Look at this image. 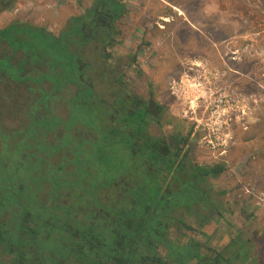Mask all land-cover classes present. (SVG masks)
<instances>
[{
  "label": "rangeland",
  "instance_id": "rangeland-1",
  "mask_svg": "<svg viewBox=\"0 0 264 264\" xmlns=\"http://www.w3.org/2000/svg\"><path fill=\"white\" fill-rule=\"evenodd\" d=\"M92 2L93 0L78 1L82 8H77L76 14H84ZM122 3L128 16L121 18L123 21L119 19L115 23L122 31L116 40H122V43H115L116 45L105 49L106 52L107 50L113 52L112 57L89 59L87 53L81 52L77 55H80L82 67L78 68L71 66L74 65V59L62 51L61 45L54 41H50L49 44L47 38L40 34L31 35V39H22L14 43L16 47L17 43L28 48L37 47L40 52L51 58L53 65L60 67L62 64L61 67H64V70L60 67L62 77L59 78L58 74L51 80L53 84L59 82L58 85L61 84L63 88L58 105H53L51 108L54 109L50 112V106L40 110L39 102L36 101L40 99L42 105L51 104L48 87L44 86L50 81V73H54L50 61L43 58L38 61L39 66H30L34 73H40L32 76L30 72L28 77L23 76V71H19L18 67H13L11 60L0 57V82L4 79L1 75L6 76L8 80L9 77L12 78V82L7 81L5 85H0V172L16 171L20 177L19 181L23 182L28 179L27 177H32L34 171L41 170V176L34 181L39 184L45 180L51 182V179L60 173L56 168L61 165L62 158L61 149L57 150L52 144L57 142V138H61L65 129L60 145L63 147L72 145L69 146L71 153L66 150L65 157L71 158L73 155L72 161L76 163L82 159L83 164H80L79 168H86L81 170L82 172L76 171V176L72 172L73 177L67 179V188L72 193L77 194L78 190L81 191L80 188L84 184L82 183L80 187V182H85L81 181V178L88 174L87 171L90 175H95L97 182H101L103 174L109 173L111 179L127 178L136 182L138 178L137 182H154L152 186H156L155 182L157 184L165 182L162 168H166L167 160L164 156L166 150L161 148L162 144L160 146L155 144L156 149L153 151L145 145L140 148L134 146L132 132L129 129L143 118L145 107L134 109V105L131 104L132 97L136 102L159 101L156 93H160L164 88L166 90L164 82L170 83L182 75L185 79L186 75L189 76L188 66L194 62H197L199 67L201 60L209 61L212 65L226 66L229 70H226V75L222 73L223 79L217 77L215 83L209 86L204 94L190 91L193 93L192 97L187 93L186 100L191 104L188 114L182 112L181 106H176L177 115L175 119L172 118V122L166 123V119H162L164 129L156 120L152 121L148 128L150 135L159 138L167 129V143L172 151L181 143V137L187 136L189 139L187 150L190 153L184 161L185 168L190 170L191 167L194 169L196 165H200L202 168L212 169L220 166L223 173L218 178L201 177L195 180L199 189L207 194L210 202L216 204V208L207 213L204 209L207 208L209 211L211 205L200 207L198 203L207 199L196 190L193 176L190 172L187 173L186 169H182L177 176L172 172L174 180L169 192L159 195V204L156 203L155 206H158L162 215H165L163 217L168 216L172 209L180 207L172 214L171 221L176 228H181L182 232L175 229L169 232L170 239L180 247L185 248L199 242L208 243L213 249H225L230 246L226 252V256H230L234 251L238 252L240 247L246 250L245 244L250 239L251 242L247 243V252L239 259L235 258L234 264H264V194L260 191L264 187V164L260 162L264 161V150L259 153L254 137L258 136L259 128L263 130L264 135V121L252 126L253 117L257 116L254 100L264 99L258 96L259 91L252 90L258 87V83L264 81V76L260 79L264 73V0H122ZM19 12L17 9L14 11ZM76 19L75 17L72 20ZM45 24L48 22H44L43 25ZM75 25L67 32V37H64L63 41L66 38L67 40L74 38L72 35L79 31V24ZM91 25H88L87 29L92 30V38L98 41L106 38V28H92ZM54 32L56 36V31ZM6 34L13 37L11 33ZM80 35L83 41L88 33L80 32ZM149 39L155 45L143 50L141 42ZM91 45L94 49L98 47ZM236 46L243 53H239ZM138 49L140 53H137ZM142 50L147 52V57L143 60L140 55ZM249 53L254 59L248 57ZM260 54L263 58L259 57ZM30 58L35 64L36 57L32 54ZM133 58L136 60L135 63ZM85 62L87 68L83 73L88 78L84 77L81 79L82 82L76 83L75 81L81 78L80 71ZM5 71L10 72V76L4 74ZM224 75L227 81L224 80ZM22 82L29 85L31 83L33 87L39 89L31 91L28 85H18ZM84 83L92 84L94 91L102 96L104 103L109 101L107 105L98 102L92 106L91 111L90 97L94 98L95 94L86 88ZM191 87L189 85V88ZM175 103L178 104L176 101ZM263 106L264 103L260 108ZM242 108L245 115L237 116V111ZM224 113L230 115L233 123L223 130L219 118ZM197 126L200 130H197ZM206 126L211 132L221 133L223 130L234 137L228 150L226 148L227 154L222 152V149H212L206 145L205 138L202 139L207 134ZM57 127L60 129L57 130ZM123 127L126 129L123 130ZM111 128H115V132L108 133L107 130ZM142 128L144 129V125ZM250 133H254V136L249 137ZM75 134L77 138H73ZM107 136L112 140L119 139V145L123 141L127 144L131 162H134V150L138 152L136 154L138 164L147 163V159L151 160L156 156L157 163L153 162L155 169L152 173L144 167L139 168L137 175L130 169L121 171L115 161L118 156L115 143L110 147L113 157L109 162L104 161L101 151L102 143ZM245 137L248 140L254 137L252 139L254 143L249 145V141L244 142ZM91 138L93 140L89 142ZM82 150L84 155L81 156ZM252 152L257 153L256 157H253ZM49 154L54 155L50 157ZM106 167L109 170H106ZM61 168L65 169V165H61ZM63 171L61 170V177ZM28 182L33 184V179ZM60 182L65 181L61 179ZM26 189L27 192L31 190L29 194L35 200V189L38 188L26 183ZM49 191L50 185H44L39 194L40 200H45ZM84 191L90 192L88 188ZM89 198V195L85 197L86 200ZM202 216L209 220L201 218ZM180 220L189 223L193 231L182 226ZM200 231L205 232L207 236ZM232 238L236 241L234 239L232 241ZM170 245L161 248L166 249ZM179 249L176 247L168 249L167 254L174 256ZM237 254L235 253V256ZM195 261L197 259L190 260L189 263L193 264Z\"/></svg>",
  "mask_w": 264,
  "mask_h": 264
},
{
  "label": "trees",
  "instance_id": "trees-1",
  "mask_svg": "<svg viewBox=\"0 0 264 264\" xmlns=\"http://www.w3.org/2000/svg\"><path fill=\"white\" fill-rule=\"evenodd\" d=\"M95 14H97V19ZM126 14L127 11L122 0H99L97 10L94 9L83 19L73 20L71 25L79 24V31L88 33L87 38L82 41L83 46H86V41H90L88 39L93 33L92 30L87 29L88 25L90 26L93 23L92 28H106V38L100 40L97 46L99 45L101 50L99 58L102 56L108 58L112 57L113 52H108V50L106 52L105 49L122 43V40H116L117 36L122 34V31L115 26V23ZM10 31L8 30L7 33H10ZM79 31L77 32L78 41H81L82 37ZM44 36L47 37L48 34H44ZM63 38L61 43L56 41L58 42L57 45H61L62 51L72 56L74 65L71 66L82 67L80 55H77L78 53L81 54L80 51L77 52L78 42H73L72 38L68 40L66 38L63 41ZM151 45L152 43L147 40L142 42L144 49ZM71 47L75 50L71 51ZM137 53H140L139 49ZM135 62L136 60L133 58V63ZM50 63L52 64L51 59ZM51 67L54 69L53 66ZM86 68L87 62L84 63V67L80 71L81 78L77 79L76 83L84 77L85 79L88 78L83 73ZM223 69L229 70L226 66ZM62 70H64V67ZM53 76L55 77L56 74L50 73V80ZM84 84H86V88H92L90 90L95 94L94 98L90 97L89 109L91 111L93 110L92 106L98 102L107 105L109 101L106 100L105 104L102 96L94 91L92 84ZM81 89L83 90L84 87H81ZM131 104L134 105V109L140 106L145 107L140 122L137 121L136 125L129 126L131 127L129 130L132 132L134 146L140 148L145 145L153 151L156 149L154 148L155 144L159 146L162 144L161 148L163 147L166 150L164 156L167 160L166 168H162L165 182L160 184L155 182L156 186H152L154 182H137L138 178L135 180L136 182L129 181L127 178L111 179L110 173L109 175L103 174L101 182H97L95 175H90L87 171L88 174L81 178V181H85L80 182V187L82 183L84 184L80 188L81 191L78 190L77 194L72 193L67 188L68 180L73 177L72 172L76 176V171L82 172L81 170L86 168H79L80 164H83L82 159L76 163L72 161L73 155L71 158L65 157L66 150L71 153L69 146L72 145L66 147L60 145L64 129L61 138H57V142L52 145L57 147V150L61 149V165H65V169H60L61 165L57 166L56 170L60 173L58 176L53 177L51 182L45 180L40 185L34 181L38 176H41V170L34 171L33 176L27 177L28 179L23 182L22 180L19 181L20 177L18 172L15 173L16 171L0 172V264H191L189 261L193 259H197L193 264H234L235 258L239 259L243 253L247 252V243L251 242L250 239L245 244L246 250L240 247L238 252L234 251L230 256H226L230 246L225 249H213L209 247L208 243L201 244L199 242V244L196 243L182 248L170 239L169 232L171 229L182 232V229L176 228L171 221L172 214L176 213V210L180 207L172 209V211L170 208L169 212H171L167 213L168 216L163 217L165 215H162L155 204H159V195L162 196L169 192L174 180L171 175L172 172L177 176L182 169H186L187 173L190 172L193 176L194 182L201 177L203 179L208 177L218 178L223 172L219 168L220 166L212 167V169L202 168L200 165H196L194 169L191 167L190 170L185 168L184 161L190 153L187 150L189 147L187 136L181 137V143L177 144L176 149L172 151L167 143V137L159 138L150 135L149 124L154 120L158 124L161 123L166 107L163 103L152 100L149 102H136L132 97ZM143 125L144 129L142 128ZM114 129L111 128L107 132L113 133L115 132ZM122 129L125 130L126 127ZM77 137L76 134L73 135V138ZM91 140L93 139L91 138L88 141L92 142ZM113 143L118 149V156L115 161L121 171L130 169L134 172L133 174L137 175L139 168L149 169V173H152V170L155 169L153 162L157 163L156 156L150 158L151 160L147 159V163L138 164L139 161L136 160L138 152L136 153L134 150V162H131L127 153V144L123 141L119 145V139L112 140L108 136L102 143L101 152L104 161L109 162L113 157L110 149ZM83 152L82 150L81 156L84 155ZM158 153L162 156L161 152L158 151ZM49 155L52 157L54 154ZM136 165L139 167L137 168ZM50 166L54 167L53 164H50ZM73 166L77 169H74ZM61 170H64L62 172L63 177H61ZM106 170H109V168L106 167ZM43 172L44 170H42ZM17 179L16 184L15 180ZM32 179L34 185L32 182H28ZM61 179L65 182H60ZM92 180L93 182H91ZM26 183L38 188L35 189V200L29 194L31 190L27 192ZM47 184L50 185V191L48 197L42 201L39 194L42 192L43 186ZM87 188L90 192L84 191ZM195 188L207 199L198 204H200V207L211 205L209 211L207 208L204 209L207 213H211V210L216 208V204L210 202L207 194L199 189L196 182ZM88 195L90 198L86 200L85 197ZM192 208L191 212H193ZM188 209L190 210V208ZM186 213L189 214V212ZM201 218L209 220L204 216ZM159 220L164 221V224ZM180 223L189 231H193V227L189 223L182 220H180ZM200 233L207 236L203 231H200ZM168 244H171L169 248H161L164 245L168 247ZM175 247L180 249L175 252L174 256H169L167 254L168 249H174ZM235 253H238L237 256H235Z\"/></svg>",
  "mask_w": 264,
  "mask_h": 264
},
{
  "label": "crops",
  "instance_id": "crops-1",
  "mask_svg": "<svg viewBox=\"0 0 264 264\" xmlns=\"http://www.w3.org/2000/svg\"><path fill=\"white\" fill-rule=\"evenodd\" d=\"M78 1L81 2L83 0H0V57L8 58L9 60H11L13 67H18L19 71H23L24 74L23 76L29 77L30 72L32 76L34 74L40 73V72L34 73V69L30 68V66H39L38 64L39 60H43V58H46L48 61H50L51 58L43 54V52H40L39 48L37 47L28 48L20 43H17L18 47H16L14 43H16L17 41H21L22 39L23 40L31 39V35H36V34H40L42 36H44V34H48L47 37L45 36L44 37L47 38L49 42L58 41L61 43V39L63 37H67L66 36L67 32L71 30L72 27L71 24L73 23L72 20L73 18L76 17L83 19L86 17L88 13L92 12L94 9L97 10L98 8L99 0H93L90 6H88L87 9L85 10L84 14L82 15L76 14L77 8H82L79 5ZM15 9L19 10L20 12L14 13ZM127 16L128 13L123 18ZM95 17L97 19V14H95ZM121 21H123V19H121ZM44 22H48V24L43 25ZM35 26H39V27H35ZM8 30H11L10 33L13 37H11L10 35L8 36L6 34ZM54 30L56 31V36L53 34ZM40 31L43 34H41ZM72 36L74 37L72 38L73 39L72 41L78 42L77 43L78 51L87 53L89 59L91 57H94V59L99 58V55L101 54L99 45L98 47H96L98 49H94L91 45L94 44L93 46H95L97 45V43H99V41L92 38V35H90V38L88 39L90 41L89 42L86 41V46H83L84 43L82 42V40L78 41L79 40L78 33H75ZM148 41L152 43V45H155L151 39H149ZM70 50L74 51L75 48L71 47ZM108 52H110V50H108ZM32 54L36 57L37 60L35 64L34 62L31 61L30 58ZM140 55H141V60H143V58L145 59L147 57V52L142 51ZM259 57L263 58L261 54ZM51 66H53L54 68V74H56V76L59 74V78H61V68L53 64H51ZM4 74L10 76V72L5 71ZM1 77L2 79L3 78L4 79L1 80L0 85L1 84L5 85L7 81L12 82L11 77H9V80L7 79L6 76L1 75ZM261 77H263V75L260 76V79ZM58 84L59 82L53 84L51 80L49 82H46V84H44L45 87L49 88V90L47 88V91L49 94L51 104L42 105L40 103V99L36 100L37 102H39V105L41 107L40 110H45L47 109L48 106H50L49 108V112H50V109L53 105H58L59 98L61 97V84L60 85ZM18 85H28V89L31 91L33 90L38 91L39 89V87H33L34 85H32L31 83L30 85H32V87L29 85V83L24 84L23 82L22 84H18ZM164 85L167 86L166 90L164 88L160 93H156V97L161 103H163L166 106L165 113L161 118V121L162 119L164 120L166 119V123H168V122H172V118L175 119V116L177 115L176 114L177 104L175 103V98L172 97L168 92V82L167 83L164 82ZM252 90H254V92L259 91L258 96L260 98H264V96H262V94L264 95V81L258 83V87L255 89L252 88ZM255 112L257 116L255 115V117H253L254 122L252 126H255L257 122L264 121V106L260 109H257ZM159 125H161V128L164 129L163 124L160 123ZM56 129L58 130L60 128L57 127ZM167 131L168 130L166 129V132H164V134H162L161 137L163 136L168 137L166 134ZM175 131L177 132L176 128ZM248 136L252 137L254 136V133H250L248 134ZM254 137H255V143H257V148L260 153L261 150H264L263 130L259 128L258 136H254ZM254 137L252 139H254ZM252 139L248 140V138L245 137L244 142L249 141L248 144L251 145L254 143L252 142ZM254 153L255 152H252L251 154L253 155V157H256L257 153L255 154ZM260 162L264 164L263 160H261ZM242 171H239V173H242ZM262 185L263 183L261 184V186ZM260 191L261 194H264V187Z\"/></svg>",
  "mask_w": 264,
  "mask_h": 264
},
{
  "label": "built area",
  "instance_id": "built-area-1",
  "mask_svg": "<svg viewBox=\"0 0 264 264\" xmlns=\"http://www.w3.org/2000/svg\"><path fill=\"white\" fill-rule=\"evenodd\" d=\"M199 64H200V67L197 64V62H194L188 66L189 76L186 75L185 79L182 75L180 78H177V79L174 78V80H171V82L168 84L169 94L175 98L176 102H178L177 106L182 107L180 109L182 110L183 113L188 114L187 111L191 109V104H189V102L186 100V97H185L186 95H188L187 93H190L189 94L190 96L193 95L192 92H201L204 94L205 90L208 89L209 86L215 83V81L210 76H208V74H204L200 70L203 68V63L199 62ZM189 85H191L192 87L189 88ZM254 102L256 103V106H257V108H255L254 110H257L260 108L261 103L262 104L264 103V99L254 100ZM244 113H245V110L242 108V110L237 111V116L245 115ZM226 118H227V122H226ZM219 119H220V122H222L223 124V125L221 124V127L223 128V130L224 128H227V126L230 123H233L232 118L227 113L222 114V116H220ZM206 128L208 129L207 134L206 136L202 137V139L205 138L206 145H208L212 149L219 148V149H222V152L224 153L227 152L229 146L234 141L233 140L234 137L223 130L221 133H219V132H213V131L211 132V129L207 126ZM197 130H200L198 126H197Z\"/></svg>",
  "mask_w": 264,
  "mask_h": 264
},
{
  "label": "flooded vegetation",
  "instance_id": "flooded-vegetation-1",
  "mask_svg": "<svg viewBox=\"0 0 264 264\" xmlns=\"http://www.w3.org/2000/svg\"><path fill=\"white\" fill-rule=\"evenodd\" d=\"M181 18V17H180ZM236 49L239 50V53H243L242 50H240L237 46ZM250 54V53H249ZM238 55V54H235ZM248 57L252 59H254V57L250 54ZM201 62L203 63V68L200 69L204 74H208V76H210L214 81H216L217 77L222 78V73H224L226 75V70L223 69L224 66H218V64L216 65H212L209 61H203L201 60ZM256 62V61H255ZM254 62V64H255ZM253 66V64H252ZM252 68V67H251ZM210 73V74H209ZM224 75V80L227 81L226 77ZM262 75L264 76V73H262ZM223 79V78H222ZM169 84V83H168ZM236 133V132H235Z\"/></svg>",
  "mask_w": 264,
  "mask_h": 264
}]
</instances>
